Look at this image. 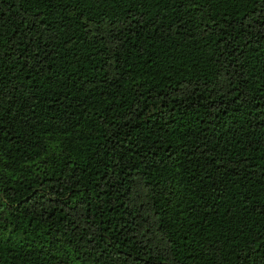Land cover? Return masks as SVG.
Instances as JSON below:
<instances>
[{
	"label": "trees",
	"instance_id": "1",
	"mask_svg": "<svg viewBox=\"0 0 264 264\" xmlns=\"http://www.w3.org/2000/svg\"><path fill=\"white\" fill-rule=\"evenodd\" d=\"M0 264H264V0H0Z\"/></svg>",
	"mask_w": 264,
	"mask_h": 264
}]
</instances>
